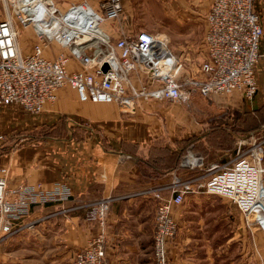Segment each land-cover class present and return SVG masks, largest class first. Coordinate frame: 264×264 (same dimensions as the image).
Listing matches in <instances>:
<instances>
[{"label":"crops","instance_id":"crops-1","mask_svg":"<svg viewBox=\"0 0 264 264\" xmlns=\"http://www.w3.org/2000/svg\"><path fill=\"white\" fill-rule=\"evenodd\" d=\"M56 1L66 9L81 1L98 8L102 0ZM140 1H124L121 23L128 32L148 27L139 19ZM211 4L212 0H172L170 14L186 19L189 45H200ZM257 7L264 28V0H258ZM19 40L25 54L37 42L30 28L22 31ZM53 48L58 53L55 44ZM197 49L199 53L201 48ZM55 53L47 52L51 57ZM257 78L259 92L253 104L259 106L264 96V36ZM204 99L195 94L187 103L143 100L129 113L113 103L83 102L74 89L65 87L38 114L20 105L0 106L1 135L20 130L15 147L0 148V170L8 169L11 184L42 183L51 188L60 183L74 195L71 201L33 210V218H42L33 227V264H74L76 252L103 231L106 264H155L158 200L141 192L158 188L170 196L167 187L175 176L191 178L192 172L234 158L232 150L214 153L217 157L204 154L196 148L199 141H192L204 140L203 133L218 119L215 114L226 110L208 107ZM182 148L202 163L194 168L180 163L169 169L170 156ZM166 150L168 164L163 158ZM104 198L112 202L103 225L89 219L87 204ZM173 214L179 228L167 244L168 264H264V232L259 228L251 232L229 199L202 191L189 193ZM9 256L0 254L8 261L4 264L11 261Z\"/></svg>","mask_w":264,"mask_h":264},{"label":"built area","instance_id":"built-area-1","mask_svg":"<svg viewBox=\"0 0 264 264\" xmlns=\"http://www.w3.org/2000/svg\"><path fill=\"white\" fill-rule=\"evenodd\" d=\"M124 1L102 0L98 8L81 1L62 9L56 0H0L4 9L0 19V106L20 105L28 113L38 114L65 87L74 89L83 102L113 103L129 113L143 100L187 103L195 94L212 101L238 92L246 103H254L264 36L258 0H212L205 15L201 58L192 63L171 49L168 36L146 29L126 31L121 23ZM29 27L37 42L25 54L19 39L23 28ZM190 157L188 153L182 158V167L202 163L200 157L186 163ZM208 171L205 182L175 176L167 187L170 196L162 195L158 188L141 192L158 200L155 264H168L167 244L179 228L174 208L189 193L225 197L239 208L247 225L258 224L264 230V126L240 141L233 159L215 163ZM73 196L60 183L51 188L42 183L13 185L8 169L2 168L0 245L42 219L33 218L35 208L65 203ZM111 202L112 198H104L87 204L89 219L104 225ZM106 257L103 231L76 252L74 264H106Z\"/></svg>","mask_w":264,"mask_h":264},{"label":"rangeland","instance_id":"rangeland-1","mask_svg":"<svg viewBox=\"0 0 264 264\" xmlns=\"http://www.w3.org/2000/svg\"><path fill=\"white\" fill-rule=\"evenodd\" d=\"M171 3L172 0L140 1L137 5L139 8V19L148 26L145 28L146 30L162 34L166 37L168 36L171 49L183 61L186 63L197 62L201 58L199 53H197V48L200 45H189L190 43L187 42L184 34L187 26L185 23L186 19L170 14ZM2 18H4V9L0 2V19ZM29 28L32 29L31 27ZM239 94L236 92L232 95H219L210 102L208 99H204V101H207L206 105L208 107L212 105L215 109L226 108V110H222L223 113L215 114V118L218 119H214L208 130L203 133L207 137L200 143L201 147L199 148H202L203 152H207V154L212 153L213 157H217L218 155H214V153L228 147H234L232 156L235 157L240 146V141L245 138L249 139L254 133L260 131L256 130L260 127L256 128L255 126L256 124L260 126L264 123V96L261 98L259 106L253 104L254 106L251 107V104H246L241 94L240 96ZM18 132L20 130L16 132L9 131V133L4 134V138L0 139V148L2 147L5 151L15 147L20 141L19 138H16ZM241 147L243 148V146ZM221 162L222 164L224 163L223 160ZM210 173L211 171L208 170H199L192 172L188 176L198 177L200 182H205ZM245 224L248 228L250 227L251 232L255 228H259L264 232L258 224L247 225L246 221ZM0 254L10 255L11 261L8 264H33V228L9 239L5 247L0 250ZM6 260L0 257V264H4Z\"/></svg>","mask_w":264,"mask_h":264},{"label":"trees","instance_id":"trees-1","mask_svg":"<svg viewBox=\"0 0 264 264\" xmlns=\"http://www.w3.org/2000/svg\"><path fill=\"white\" fill-rule=\"evenodd\" d=\"M263 126H264V123H262L260 126L258 125L257 126V124H256V128L257 127H260L259 129H256V130H261L262 128H263ZM255 127H253V128H255ZM201 138V137H200ZM199 137H194L193 138V140L192 141H196V142H198L197 144H196V148L197 149H200L202 152H203V150H202V148H199V147H201V144L200 143H202V139H200ZM204 140L207 138L206 136H204L203 135V137H202ZM233 148L234 147H232V148H230V147H228V148H226V149H222V150H228V151H233ZM8 150V149H7ZM7 150H5V151H7ZM185 150V148H182V149H180V150H177L176 152H174V154H172L171 156H170V162H171V157H172V162H171V165H169V169H175V168H178L179 167V165H180V163H181V161H182V158H183V156L184 155H186V152L184 151ZM168 153H169V151H165V155H163V158H164V160L167 162V164H168V161H167V158H168ZM204 154H207V152H203Z\"/></svg>","mask_w":264,"mask_h":264},{"label":"bare ground","instance_id":"bare-ground-1","mask_svg":"<svg viewBox=\"0 0 264 264\" xmlns=\"http://www.w3.org/2000/svg\"><path fill=\"white\" fill-rule=\"evenodd\" d=\"M190 161H192V158H191V157H190L189 159L186 160V163H188V162H190ZM262 218L264 219V217H262ZM262 218H261V219H262ZM263 225H264V222H263Z\"/></svg>","mask_w":264,"mask_h":264},{"label":"water","instance_id":"water-1","mask_svg":"<svg viewBox=\"0 0 264 264\" xmlns=\"http://www.w3.org/2000/svg\"><path fill=\"white\" fill-rule=\"evenodd\" d=\"M107 68H108V65L105 64V65H104V70H107Z\"/></svg>","mask_w":264,"mask_h":264}]
</instances>
